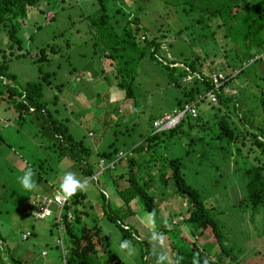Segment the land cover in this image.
I'll return each instance as SVG.
<instances>
[{"label":"rangeland","instance_id":"obj_1","mask_svg":"<svg viewBox=\"0 0 264 264\" xmlns=\"http://www.w3.org/2000/svg\"><path fill=\"white\" fill-rule=\"evenodd\" d=\"M78 1L76 4L72 0L58 2V7L52 5L55 9H49L45 14L42 8L46 10V7L41 2L40 6L29 11L18 32L20 49L12 50L13 55L21 53L23 56L12 57L7 61L8 72L15 78L14 83L10 85L21 89L27 82L40 81V75L43 77L44 74H50V87L43 88V101L49 102L48 110L50 112L57 110V118L66 123L74 138L82 141L84 146L97 151H108L109 144H113L114 149H119L124 144L123 140H126L122 136L126 135L125 126L130 128L137 122L135 119H139L141 126L138 129H141L146 119L176 110L177 102L184 101L182 98L184 90L170 83L167 78L169 72L163 69L162 65L152 63L145 57L136 70V79L133 83L134 99L124 100V93L121 91L116 96L113 95L112 92L116 89L115 82L112 79L103 80L106 74H111L112 68L109 67L107 60L100 62L99 59L93 58L92 47L89 48L94 32L90 30V21L86 17L94 16L92 13L95 8L92 9L90 6L93 0ZM126 1L131 3V0ZM138 3L144 6L143 11L138 13L141 23L151 38H160L161 47L157 53L159 59L166 63L188 64L193 58L199 59L203 56L200 42L194 41L189 33L177 34L183 27L184 18H178L172 6H165L158 0H142ZM118 6L127 8L123 4ZM130 9L128 8L129 12H136V9ZM120 12L118 17H110L112 25L115 26L117 21L122 23L121 25L124 24L125 15L121 10ZM125 12L127 14V11ZM67 42H70L69 48L65 47ZM7 45L5 34L1 33L0 48L6 55ZM214 47L218 48L209 44L208 50L212 53L208 56L217 54ZM40 48L45 49L47 60H38ZM53 48L57 50L55 54L51 52ZM211 60V58L203 60L205 61L203 69L208 64L211 66L210 71L216 72L219 70L217 64L222 63L224 66L226 62L223 58H215L216 64L213 65L214 63L210 64ZM91 64L93 66L86 70L94 80L87 81L88 77L85 74L82 80L76 81L75 78L80 77L81 72L80 69L74 72V68ZM242 70L243 73L232 83L234 87L231 86L229 89L232 94L240 91L242 96L246 91L243 101L248 100L247 107H253L251 98L254 99L257 92L254 90L255 85L252 84L264 85V81L261 80L264 78V57L262 62L249 64L240 71ZM102 71H105V74ZM221 72L225 75L229 70ZM187 83L184 82L182 87L188 89L190 85ZM2 90L0 83V91ZM54 95L58 96V100L56 104L50 105ZM134 101L138 108H135ZM199 110L203 122L208 121L211 126L215 111L209 108L206 101L200 103ZM229 115L232 122H237L234 113ZM35 133L36 129L31 123H26L22 127L18 125L17 114L12 104L0 96V234L5 239L10 253L20 258L24 264H61V247L56 241L61 238L66 251L68 239L64 232L59 234L54 226L55 214L43 220H34L31 216H25L23 213L25 207L20 200L32 198L36 193L51 197L54 193L51 180H57L59 175L57 180L59 186V180L67 172V168L72 169L70 172L75 173L78 178L79 175L77 167L69 161L57 162L56 151L48 148L47 142L37 138ZM181 140L185 147L188 144L187 138ZM154 152L155 159L163 160L170 155L169 151L160 149ZM95 160L93 158L90 164ZM235 160L238 161L237 165L232 164ZM245 160L238 159L236 154H232L231 166L226 165L225 170L220 167L218 171L213 168L205 173L197 172L196 169H190L191 165L185 168V162L182 169L187 184L198 190L208 209L213 208L211 215L222 227V233L226 238V243L221 249L232 250L228 252L229 257H221L218 264H264L261 218L254 215L256 221L252 222L250 212L240 210L238 207L242 184L240 176L246 167ZM211 163L214 167V160L211 159ZM120 166L121 169L117 171L99 173L93 182L86 181L88 190L83 191L87 195L85 205H91L93 208L83 221L89 226L96 223L100 227L101 235L106 237L104 249L107 252L114 254L123 264H156L157 255L164 253L168 256L165 264H174L173 257L179 254L184 257L189 254L191 244L195 243L200 249L203 246L209 247L210 259L214 260L218 256V245L208 244L210 241L206 236L197 237L199 230L191 227L192 230L195 229L193 233L189 227L180 226L181 222L174 215L182 210L181 203L184 202L185 205V200L172 196L170 191L164 192L158 180L148 176L146 165L142 169L145 178L141 176L142 180L139 183L140 185L148 183L147 180L150 178L152 184H148L153 186L149 190L150 194L154 192L152 196L155 202L163 201L164 204L159 205V210L149 213L142 208L137 198L125 202L116 190L117 186L119 189L129 186L125 178L116 182L111 180L112 176L127 171L125 162ZM28 168L35 171L34 179L40 174L44 181L33 191L24 190L17 179ZM153 173L155 171L150 172ZM221 173L223 176L219 182L218 175ZM167 187L172 190L171 182ZM12 190H16L17 193L13 195ZM100 192H104L103 201ZM149 214L154 216V225L148 221ZM108 217H112L116 223L109 221ZM119 227L129 228L128 234L122 232ZM153 231L163 234V244L154 247L151 240ZM27 232L32 234L27 240H23L22 234ZM125 240L130 242L129 249L120 247ZM206 244L208 245L205 246ZM213 256L215 258H212ZM107 258L109 255L102 257L101 261L104 262Z\"/></svg>","mask_w":264,"mask_h":264},{"label":"trees","instance_id":"obj_2","mask_svg":"<svg viewBox=\"0 0 264 264\" xmlns=\"http://www.w3.org/2000/svg\"><path fill=\"white\" fill-rule=\"evenodd\" d=\"M72 1L75 4L79 2L78 0ZM138 1L142 0H131L132 4L126 0H93L90 3L95 11L92 13L94 16L86 17L90 21V30L94 32L89 48L92 47L93 58L99 59L100 62L107 60L109 67L112 68L111 74H106L103 80L112 79L115 82L114 87L118 90L115 89V91L124 93V100L134 99L133 83L136 79V70L139 63L147 57L152 63L162 65L163 69L169 72L167 78L174 87L184 90L182 91L184 101L177 102V110H182L186 105L195 103L197 112L195 118L189 115L185 116L173 128L160 132H157L153 125L165 113L146 119L141 129H138L141 126L139 119H135L137 122L132 124V127L125 126L126 135L122 136L126 140H123L124 144L121 145V148L114 149L113 144H109L108 151H97L84 146L82 141H77L74 138L66 123L57 118V110L53 112L48 110L49 102L43 101V88L50 87V74H44L43 77L40 75V81L27 82L21 89L10 85L12 82L14 83L15 78L8 72L7 61L12 57L23 56L21 53L15 55L12 53L14 48L20 49L18 32L21 23L29 11L40 6L41 2L46 7V10L42 8L45 14L49 9L54 10L58 2L64 3L65 0H0V34L4 33L8 42L6 47L8 57L0 48V83L3 87L0 96L6 99L7 103L12 104L17 114L18 125L22 127L26 123H31L36 129V137L47 142L48 148L56 151L57 162L69 161L77 167L80 180L93 182L99 173L117 171L121 169L120 164L125 162L127 171L111 177L114 182L125 178V182L129 185L120 189L117 186L116 190L119 196L124 198L125 202L137 198L142 208L152 213L156 209L159 210V205L164 203L163 201L155 202V198L152 196L154 192L150 194L149 190L153 188L150 185L152 184L150 178L147 180L150 184L145 182L140 185L139 183L142 180L141 176L143 179L145 178L142 175V169L146 165L148 176L157 179L164 192L170 191L172 196L175 195L181 197L183 201L185 200V205L184 202L181 203L182 210L174 215L181 222L180 226L189 227L193 233H195V229L199 230L197 237L206 236L210 241L208 244L218 245L219 248V254L216 258L213 256L212 258H215L213 260L208 257L210 254L208 244L205 245L207 247L203 246L200 249L193 243L189 248V254L184 257L180 254L173 257V263L193 264L195 258L197 264H218L221 257L228 258V252L232 250L221 249L226 243V238L222 233V227L211 215L213 208L208 209L198 190L187 184L182 169L185 162V168L191 165L190 169H196L197 172L205 173L213 168L218 171L220 167L225 170L226 165L231 166L232 154H236L238 159H246L245 170L240 176L242 184L238 207L240 210L244 209L250 212V221L252 222L256 221L253 218L254 215L260 216L261 233L264 235V85L251 83L255 85L254 90L257 92L254 99L251 98L253 107H247L248 100L243 101L246 91L242 96L240 91L232 94L229 89L237 77L243 73V70H240L244 66L263 61L264 0H158L165 6H172L178 14V18H184L183 27L178 30L177 34L189 33L194 41L197 40L202 44L200 48L203 51V56L199 59L193 58L188 64L166 63L157 57L161 47L160 38H151L141 23L138 13L143 11L144 6H141ZM118 4H123L127 8L123 9ZM128 8L136 9V12H129ZM120 10L125 15L123 16L125 22L121 25L122 23L117 21L114 26L109 19L118 17L121 14ZM129 14L132 15V18ZM52 19L50 18V20ZM209 44L218 46V48L214 47L217 54L211 57L208 56L212 53L208 50ZM65 47L69 48L70 42L65 43ZM51 52L55 54L57 50L53 48ZM39 55L38 60H47L44 48H40ZM209 58L212 59L210 64L214 63L213 65L216 64L215 58H223L226 61L224 66L222 63L217 64L219 68L217 73L229 70L228 74L222 73L224 79L221 86L215 91L212 81L206 77L211 66L207 64L203 69V64L205 65L203 60ZM91 66L93 64L74 68V72L77 69H80L81 72L80 77L75 80H82L85 74L88 77L87 81L94 80L86 70ZM102 72L105 74V71ZM261 80L264 81V78L262 77ZM184 82H188L187 84L190 85L189 88L187 87L188 89L182 87ZM208 92H213L216 96V105H213L206 96ZM57 97L56 95L52 97L50 105L56 104ZM204 101L212 111H215L211 126H209L210 122H203L201 118L199 105ZM134 105L135 108H138L135 101ZM167 113L172 114L173 112ZM231 113L236 115L237 122L231 121L229 118ZM181 138H187L188 144L185 147ZM157 149L169 151L170 155L163 160L162 158L155 159L154 151ZM119 154L123 155L120 160H118ZM93 158L96 160L91 165L90 162ZM101 159L108 164L115 160V166L113 169L100 170L98 161ZM211 159L214 160V167ZM232 164L237 165L238 161L235 160ZM70 170L72 169H66L67 172ZM152 171L155 173L150 174ZM51 173L53 172L51 171ZM222 176V173L218 175L219 182H221ZM57 180H51L53 195L58 193ZM35 181L37 186L44 183L40 174L37 175ZM170 182L172 190L167 187ZM12 192L13 195L17 193L16 190H12ZM103 193L100 192L102 201L105 199ZM38 196L41 195L36 193L32 198L22 199L20 200L21 204H24L25 207V204ZM86 196L83 191L73 196L62 209L60 225L54 223L59 234L64 232L68 239L66 251L63 247V240L58 238L56 241L61 247V264H123L114 254H110L104 249L106 237L101 235L100 227L96 223L89 226L83 221L89 216V211L93 209L91 205H85ZM19 198H21L20 195ZM163 198L167 199L168 197ZM23 213L25 216H29L25 209H23ZM108 220L116 223L112 217H108ZM116 226L118 225L116 224ZM191 227L195 229L192 230ZM119 229L128 234L129 228L119 227ZM29 233L31 236L32 233ZM133 237L135 238V236ZM197 253L198 256L195 255ZM107 255L109 258L102 262V257ZM0 264H24L20 258H16L10 253L1 234Z\"/></svg>","mask_w":264,"mask_h":264},{"label":"built area","instance_id":"obj_3","mask_svg":"<svg viewBox=\"0 0 264 264\" xmlns=\"http://www.w3.org/2000/svg\"><path fill=\"white\" fill-rule=\"evenodd\" d=\"M196 77L199 78V76ZM209 79L212 81L213 90L215 91L218 90V88L221 86L224 75L222 73H213L209 76ZM206 96L210 99V102L213 105L217 104V98L213 94V92H208ZM188 115L193 118L197 116L195 103L186 105L182 110H176L172 114H164L161 118L154 122L153 126L157 132L166 131L176 126L183 117ZM118 156V160L123 158L122 154H119ZM115 162L116 161L114 160L108 164L101 159L98 161V166L100 170H104L107 168L113 169V167L115 166ZM57 194L58 193L54 194L51 197L38 196L31 202H28L27 204H25L26 214L31 216L34 220H43L55 214V222L60 225L61 212L66 203L58 201ZM29 236V232L22 234V239L27 240ZM62 254H64V252H62Z\"/></svg>","mask_w":264,"mask_h":264},{"label":"clouds","instance_id":"obj_4","mask_svg":"<svg viewBox=\"0 0 264 264\" xmlns=\"http://www.w3.org/2000/svg\"><path fill=\"white\" fill-rule=\"evenodd\" d=\"M36 173L33 169L28 168L24 171L23 175L18 177V182L22 188L26 191H33L37 188V183L34 179ZM88 184L85 181L80 180L77 175L73 172H66L59 180L57 200L60 202H68L73 196L78 192L87 191ZM149 223L154 225V216L149 214L148 216ZM151 240L154 247L160 244H163V234L153 231L151 234ZM120 247L122 249H129L130 242L125 240L122 241ZM198 256V253L195 254ZM168 261V256L164 253L157 255L156 264H165ZM193 264H197V261L194 258Z\"/></svg>","mask_w":264,"mask_h":264},{"label":"crops","instance_id":"obj_5","mask_svg":"<svg viewBox=\"0 0 264 264\" xmlns=\"http://www.w3.org/2000/svg\"><path fill=\"white\" fill-rule=\"evenodd\" d=\"M213 72H214V71H210L208 74L206 73V77H209L211 74H213ZM214 73H217V72H214ZM112 93H113V95L116 96V94H117L118 92L115 91V92H112ZM112 93H111V94H112ZM119 93H120V92H119ZM176 110H177V109H176ZM176 110L174 109L172 112H174V111H176ZM172 112H171V113H172ZM165 114H168V113H165ZM42 254H43V253H42Z\"/></svg>","mask_w":264,"mask_h":264}]
</instances>
